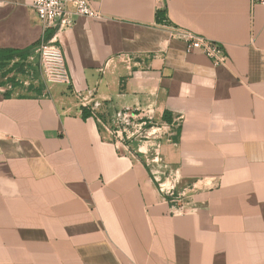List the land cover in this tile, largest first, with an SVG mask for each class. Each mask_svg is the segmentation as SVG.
Segmentation results:
<instances>
[{
    "label": "crops",
    "instance_id": "1",
    "mask_svg": "<svg viewBox=\"0 0 264 264\" xmlns=\"http://www.w3.org/2000/svg\"><path fill=\"white\" fill-rule=\"evenodd\" d=\"M90 1L99 17L56 31L32 0H0V50L35 62L56 41L69 77L0 76V264H264V3ZM174 25L227 63L186 51ZM123 111L157 130L115 143L104 125Z\"/></svg>",
    "mask_w": 264,
    "mask_h": 264
},
{
    "label": "built area",
    "instance_id": "2",
    "mask_svg": "<svg viewBox=\"0 0 264 264\" xmlns=\"http://www.w3.org/2000/svg\"><path fill=\"white\" fill-rule=\"evenodd\" d=\"M262 2L264 3V0ZM31 7L44 29L53 28L56 31L71 26L77 16L99 17L101 15L93 7L90 0H32ZM170 36L183 41L186 46V51L202 53L214 66L227 63L228 56L221 42L210 39L180 25L170 27ZM36 52L38 55L35 62L33 58L29 57L26 61L28 65H24L27 81H22V83L34 85L35 79L39 77H41L43 83H69L64 58L56 41L49 40L39 44ZM37 64L38 67L36 66ZM80 102L82 107L89 109L94 115L95 104L93 106L91 105L89 95L80 96ZM98 121H100L99 118ZM104 126L115 138V143H123L136 133L142 138L149 135L148 130L143 129L144 123L135 124L132 116L125 111L117 115V122H113L110 126ZM121 126L123 128L119 131ZM130 127H132V130H130ZM164 195L172 204H178L179 199L177 197L180 193L175 191L173 184L167 188ZM178 206L182 207V205Z\"/></svg>",
    "mask_w": 264,
    "mask_h": 264
},
{
    "label": "trees",
    "instance_id": "3",
    "mask_svg": "<svg viewBox=\"0 0 264 264\" xmlns=\"http://www.w3.org/2000/svg\"><path fill=\"white\" fill-rule=\"evenodd\" d=\"M52 34V31L47 32L45 35V38L48 39L50 35ZM28 50L25 52L13 50V49H6V50H0V76H6L8 73H10L13 69H16L18 71V68L24 69V65L26 64V58L28 56ZM15 56H18L20 60H24L22 62H14L9 68H6L9 64L10 60L13 59ZM20 72V71H18ZM23 73V72H22ZM9 82H12L13 85L18 84L19 82L16 81L14 78H7ZM33 85V84H31ZM88 115V112L85 108H82V117H86ZM163 119L167 122H170V119L168 117H163Z\"/></svg>",
    "mask_w": 264,
    "mask_h": 264
},
{
    "label": "rangeland",
    "instance_id": "4",
    "mask_svg": "<svg viewBox=\"0 0 264 264\" xmlns=\"http://www.w3.org/2000/svg\"><path fill=\"white\" fill-rule=\"evenodd\" d=\"M37 63H38V61H37ZM37 67H38V64L36 65ZM18 71H20L23 75H25V71H24V69L22 68H18ZM21 78L23 79V80H26V78L24 77V76H21ZM39 82L42 80L41 79V77H39ZM40 83H43L42 81L40 82ZM40 83H38V84H40ZM53 82H48L47 84H52ZM18 85H20L19 83H18ZM109 123V122H108ZM135 124H137V123H135ZM108 126H110L109 124H107ZM144 126H146V127H153L154 126V128H152V129H150V130H152V131H156L157 130V126L156 125H154L153 123H147V124H145ZM123 127L121 126L120 127V129H119V131L122 129ZM130 130H132V127H130ZM149 130V131H150ZM130 133V132H129ZM137 134V133H136ZM136 134H134V135H136ZM123 135H125V133H123ZM142 138V137H141ZM127 140V139H126ZM125 140V141H126ZM124 143V142H123ZM118 144H120V145H122V142H118ZM122 147V146H121ZM163 181V180H162ZM161 181V182H162ZM165 185L163 186V188H164V192L167 190V188H169V186L171 185V184H168V182H165L164 183ZM176 191V190H175ZM177 192V191H176ZM178 199H179V202L182 200V196L181 195H178V197H177ZM184 201V200H183Z\"/></svg>",
    "mask_w": 264,
    "mask_h": 264
}]
</instances>
